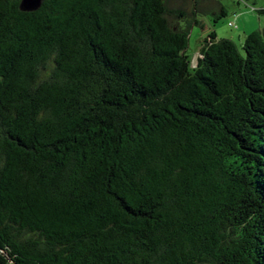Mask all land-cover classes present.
<instances>
[{"label": "trees", "instance_id": "1", "mask_svg": "<svg viewBox=\"0 0 264 264\" xmlns=\"http://www.w3.org/2000/svg\"><path fill=\"white\" fill-rule=\"evenodd\" d=\"M188 2L0 0V264H264V30Z\"/></svg>", "mask_w": 264, "mask_h": 264}, {"label": "rangeland", "instance_id": "2", "mask_svg": "<svg viewBox=\"0 0 264 264\" xmlns=\"http://www.w3.org/2000/svg\"><path fill=\"white\" fill-rule=\"evenodd\" d=\"M180 2L185 9H190L188 0ZM200 3L204 7L203 12L197 13L200 25L191 28L186 48L190 69L196 64L201 40L213 31L217 38H230L241 47L245 38L244 30L248 32L264 28V13L257 12L258 9L264 8V0H200ZM222 10L226 13L223 16ZM229 22L236 27L229 26Z\"/></svg>", "mask_w": 264, "mask_h": 264}, {"label": "water", "instance_id": "3", "mask_svg": "<svg viewBox=\"0 0 264 264\" xmlns=\"http://www.w3.org/2000/svg\"><path fill=\"white\" fill-rule=\"evenodd\" d=\"M41 0H21V4L24 9L31 10L36 8Z\"/></svg>", "mask_w": 264, "mask_h": 264}, {"label": "crops", "instance_id": "4", "mask_svg": "<svg viewBox=\"0 0 264 264\" xmlns=\"http://www.w3.org/2000/svg\"><path fill=\"white\" fill-rule=\"evenodd\" d=\"M262 7H264V5H262ZM258 21H260V19H258ZM262 30H264V28H263ZM255 31H256V30H255ZM251 32H253V30H252V31H248V32H246V30L243 31L244 36H246L247 34H249V33H251Z\"/></svg>", "mask_w": 264, "mask_h": 264}, {"label": "built area", "instance_id": "5", "mask_svg": "<svg viewBox=\"0 0 264 264\" xmlns=\"http://www.w3.org/2000/svg\"><path fill=\"white\" fill-rule=\"evenodd\" d=\"M229 26H231V27H236V25H234L232 22H229Z\"/></svg>", "mask_w": 264, "mask_h": 264}]
</instances>
